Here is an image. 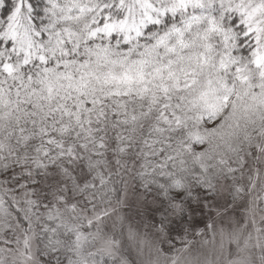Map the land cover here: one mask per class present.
<instances>
[{"label": "snow or ice", "instance_id": "snow-or-ice-1", "mask_svg": "<svg viewBox=\"0 0 264 264\" xmlns=\"http://www.w3.org/2000/svg\"><path fill=\"white\" fill-rule=\"evenodd\" d=\"M0 264H264V0H0Z\"/></svg>", "mask_w": 264, "mask_h": 264}]
</instances>
